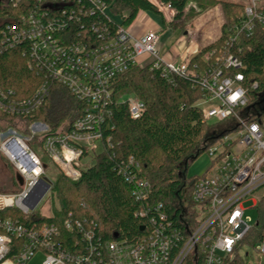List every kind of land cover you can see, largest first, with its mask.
<instances>
[{"label": "built area", "instance_id": "2783aa9c", "mask_svg": "<svg viewBox=\"0 0 264 264\" xmlns=\"http://www.w3.org/2000/svg\"><path fill=\"white\" fill-rule=\"evenodd\" d=\"M4 1L14 8L25 6L16 21L0 27V53L24 45L29 68L42 82L27 99H18L10 89L0 88V112L16 119L33 115L52 84L65 87L85 110L68 132L60 129L54 133L46 124L33 122L27 127L28 136L15 129L0 134V152L23 180L19 192H0V213L10 210L15 214L0 217V264H27L38 253L44 254L42 264H264V229L259 231L264 226V213L259 212L258 220L250 225L243 205L252 202L251 209H258L264 203V122L261 111L249 107L244 77L239 72L243 65L233 56L218 57L216 65L206 68L198 79L206 93L196 104L203 119L218 123L231 119L234 126L207 150L210 167L193 185L190 210L180 205L175 220L161 204L143 205L149 184L138 177V167L131 158L119 173L131 188L130 196L141 204L134 213L143 222L139 236L105 240L93 221L75 219L71 214L61 226L21 220L38 211L53 183L45 173L47 167L28 144L32 139L42 141L56 174L77 181L84 152L100 145L103 125L111 128V87L117 77L132 66L155 69L169 83L174 77L194 73L189 70L192 57L177 62L158 56L160 37L154 31L137 38L120 26L115 36L97 45L76 40L73 35L79 32L74 28L81 27L82 17L96 13L110 16L102 0ZM232 2L242 4L244 11L242 21L231 30L230 41L250 37L257 28L264 30V0ZM160 8L173 14L169 5ZM142 57L147 60L141 61ZM218 64L222 67L216 68ZM224 70L236 73L226 76ZM117 103L127 106L133 120L146 111L145 104L134 95L123 96ZM46 183L48 190L32 208ZM254 232L257 240L252 252H244L242 248L248 246Z\"/></svg>", "mask_w": 264, "mask_h": 264}, {"label": "trees", "instance_id": "16d2710c", "mask_svg": "<svg viewBox=\"0 0 264 264\" xmlns=\"http://www.w3.org/2000/svg\"><path fill=\"white\" fill-rule=\"evenodd\" d=\"M110 13L104 17L96 13L92 17H82L80 26L75 25L74 38L87 45L99 44L113 37L120 26L128 27L139 12H150L159 16L164 23L160 6L169 5L174 11L175 21H189L201 15L208 8L220 4L225 22L219 38L201 48L190 59L189 77H174L169 83L159 71L149 67L132 66L117 77L112 84L109 125H103L101 143L96 149L85 151L83 159L90 158L91 164H82L81 177L72 181L63 174H55L49 195L50 216L39 211L20 217L26 224L43 225L62 221L71 214L75 219L85 218L96 224V231L105 240L120 238L133 239L140 234L143 223L134 213L141 204L134 201L131 188L121 176L120 169L132 158L137 165L138 177L149 184V195L143 205H162V210L170 219H177L179 207L191 209L190 196L196 178L182 175V167L192 164L200 155L207 152L216 139L223 136L203 119L196 104L206 93L199 86V77L206 68L216 65L218 57H236L243 65V86L249 98V107L260 108V120L264 122V30L257 28L250 37L238 36L230 41L234 25L242 21V4L220 0H102ZM192 3L189 7L188 4ZM25 6V4H22ZM9 3L0 6V27L16 21L22 12ZM120 17V23L115 18ZM173 22L166 24L172 27ZM96 28L92 31L91 28ZM176 30V28H175ZM208 60H204L206 55ZM24 45L15 46L0 53V88L13 91L18 99L31 97L42 78L29 68ZM222 67L218 64L216 68ZM224 74L236 73L224 70ZM253 85H256L253 88ZM134 95L146 106L141 118L133 120L127 106L117 101L123 96ZM85 105L77 101L63 86L52 84L47 98L39 110L23 119H16L0 112V134L15 129L28 136L27 127L33 122L46 124L51 132L71 130L75 120L84 115ZM17 124V126H15ZM17 127V128H16ZM32 139L31 141H34ZM42 146V141L36 139ZM30 144V143H28ZM17 183L16 193L21 190V179L13 167L4 159ZM10 172V171H9ZM0 192H3L0 190ZM7 193V192H3ZM264 213V203L258 207ZM14 217L13 211L5 210L0 217ZM259 226L260 221H258ZM264 229L260 226L259 231ZM257 232V231H256ZM247 241L253 247L257 238Z\"/></svg>", "mask_w": 264, "mask_h": 264}, {"label": "rangeland", "instance_id": "374dc122", "mask_svg": "<svg viewBox=\"0 0 264 264\" xmlns=\"http://www.w3.org/2000/svg\"><path fill=\"white\" fill-rule=\"evenodd\" d=\"M220 1L232 2V0H220ZM191 5H192V3L188 4L189 7ZM164 10H167V9H164ZM164 12H166V11H164ZM207 12H209V13L211 12V13L206 18H203L204 20L205 19L208 20V18L210 17L214 21L219 20L223 25V23L225 22V16H224V12H223V9H222L220 4H217L211 8H208L202 14L207 13ZM201 15L194 17L193 19H191L189 21H184V20L175 21L174 20L175 13L173 11V14H170V20H172V22H173L172 27H170V28H172V29L176 28V30H174V31H176L177 33H175V35L171 39H173V41L176 40L177 37H179L181 35V33H183V32L190 33L191 29L194 26L193 25L194 22ZM163 16H164V14H163ZM150 17H152V19H154L155 21L159 20V18H157V16L154 14L152 15V13H151ZM115 19H116V21H118L120 23V17L115 18ZM218 24H219V22H218ZM177 29H179V31L181 33ZM188 36H190V34H188ZM126 98H124V99H126ZM258 110L260 111L259 107L257 108V111ZM230 120L231 119H228L222 123H218L215 120H209L208 124L210 126H212V128H214L218 134H221L224 131H229L230 129L233 128L234 123L231 122ZM15 126H17V124ZM18 133H20V132L18 131ZM0 143H1V141H0ZM29 145H30L31 149L36 153V155L40 158L42 165L47 167L45 169V173L53 181V179L55 178L56 171L53 169L52 164H51L50 160L48 159V157L45 155L42 147L37 144L36 139L34 141H31ZM96 146H97L96 147V149H97L99 147V145H96ZM2 158H3L2 153L0 152V190L3 192L11 193V192H14L16 190L15 188H17V183H14L15 180L11 176V173H13V172L6 168L5 163H4ZM84 163H85V167H86V165L88 163L89 164L92 163V160L90 158H86L83 160V164ZM210 163H211V161H210L208 154L204 153V154L200 155L192 164H190L186 167H182L181 173H182V175H185L187 178H193L194 177L197 179V177H200L201 175H203L206 172V170L210 167ZM20 181L22 184L23 180H20ZM243 205H244V208L246 209V213H245L246 217L250 219L249 224L253 225L255 223V221L258 220L257 218H259V210L257 208L251 209L252 202H247ZM38 211L41 213V215L50 216L51 209H50V203H49V196L45 200H42V203L39 204ZM250 249H251L250 246H245V248H242V250L244 252L245 251L252 252ZM43 260H44V254L38 253L27 264H42Z\"/></svg>", "mask_w": 264, "mask_h": 264}, {"label": "crops", "instance_id": "0c3cea01", "mask_svg": "<svg viewBox=\"0 0 264 264\" xmlns=\"http://www.w3.org/2000/svg\"><path fill=\"white\" fill-rule=\"evenodd\" d=\"M153 1L157 3L156 0ZM161 11L164 14V23L159 16H157V18H159L157 21L152 19V17H150L151 13L147 11L139 12L132 24L127 27L129 32L137 38L148 31L157 32L160 37L158 51V56L160 58L179 62L184 58L193 57L197 51L214 42L220 36L222 23L219 20L214 21L210 17L208 20H204L203 18H206L211 13L207 12L196 19L190 33H181L179 29H177L181 35L173 41L171 38H173L177 32L174 31L175 29L166 25L172 22V20H170V14L172 13L170 10H164L166 11L164 12L161 9ZM188 34H190V36H188ZM140 60H147V57H142Z\"/></svg>", "mask_w": 264, "mask_h": 264}, {"label": "water", "instance_id": "95a60500", "mask_svg": "<svg viewBox=\"0 0 264 264\" xmlns=\"http://www.w3.org/2000/svg\"><path fill=\"white\" fill-rule=\"evenodd\" d=\"M2 0H0V4H1ZM49 188V184L46 183L44 189L39 193V195L37 196V198L35 199L33 205H32V208L37 204V202L42 198V196L45 194V192L48 190ZM144 227H140L139 230L140 231H143Z\"/></svg>", "mask_w": 264, "mask_h": 264}, {"label": "bare ground", "instance_id": "6f19581e", "mask_svg": "<svg viewBox=\"0 0 264 264\" xmlns=\"http://www.w3.org/2000/svg\"><path fill=\"white\" fill-rule=\"evenodd\" d=\"M9 154H11L10 152H9ZM14 156V155H13Z\"/></svg>", "mask_w": 264, "mask_h": 264}]
</instances>
